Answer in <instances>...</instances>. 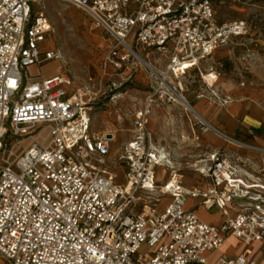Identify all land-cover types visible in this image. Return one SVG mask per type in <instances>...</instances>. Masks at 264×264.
Here are the masks:
<instances>
[{
  "label": "built area",
  "instance_id": "built-area-1",
  "mask_svg": "<svg viewBox=\"0 0 264 264\" xmlns=\"http://www.w3.org/2000/svg\"><path fill=\"white\" fill-rule=\"evenodd\" d=\"M36 1L0 0V257L9 264H211L208 254L229 237L264 242V182L248 158L211 150L192 165L201 184L188 186L177 170L166 177L168 153L149 128L160 103L191 105L172 78L244 36L247 22L220 23L223 0H68L111 40L103 74L150 69L133 137L112 154L115 136L91 132L92 77L77 87L62 67L48 77L30 73L63 59L59 47H46L54 28L34 11ZM143 53L165 61V70ZM139 192L157 197L141 208ZM190 200L214 207L223 222L204 221L187 208ZM256 255L247 247L215 264H257Z\"/></svg>",
  "mask_w": 264,
  "mask_h": 264
},
{
  "label": "rangeland",
  "instance_id": "rangeland-1",
  "mask_svg": "<svg viewBox=\"0 0 264 264\" xmlns=\"http://www.w3.org/2000/svg\"><path fill=\"white\" fill-rule=\"evenodd\" d=\"M216 10L220 23L244 20L248 24V32L244 36L232 38L218 48L211 58L202 61L181 78H172L175 83L181 84L183 96L198 109L206 122L208 107L214 104L224 105V99L230 97L223 95L224 92L232 93V98L237 99L234 95L237 88H264V0H223L217 3ZM34 11L44 12L49 18L54 28V38L46 47H59L63 59L51 61L40 68L31 67L30 73H41L43 77H48L62 67L71 73L77 87L84 85L92 77L94 82L90 90L94 101L89 111L91 132L112 133L115 139L111 145V153L117 154L124 143L133 137L135 112L142 106L150 89V69L145 65L138 66L137 69L126 71L121 77L112 72L103 74L101 62L111 40L102 28L95 26L86 12L68 0H37ZM142 55L151 66L160 71L165 70L166 62L159 60L157 55H150L149 58L144 53ZM202 72H215L219 80L214 86H210L202 78ZM149 128L153 131L156 144L168 153L173 169H167L166 177L177 170L184 175L183 180L187 184L200 185L201 179H197L192 165L197 160L205 159L211 150L208 138L210 131L206 123H200L181 102L173 104L165 101L154 107ZM250 161L249 169L255 168V173L261 174L259 172L263 169L258 165L253 167V162H256L253 159ZM111 165L121 178L122 166L118 163ZM158 171L163 173L160 169ZM137 197L141 199L139 203L142 208L146 201L157 195L139 192ZM167 203V199L162 198L159 209ZM202 215L207 219L211 218L204 211ZM247 247L256 254L264 253V242L247 246L231 237L222 253L234 257ZM148 249L144 245L141 252H148ZM4 264L8 262L5 261Z\"/></svg>",
  "mask_w": 264,
  "mask_h": 264
},
{
  "label": "crops",
  "instance_id": "crops-1",
  "mask_svg": "<svg viewBox=\"0 0 264 264\" xmlns=\"http://www.w3.org/2000/svg\"><path fill=\"white\" fill-rule=\"evenodd\" d=\"M223 95L230 96L232 101L224 105L214 104L207 109L206 119L210 126L208 127L210 131L208 138L211 150L224 149L232 154L240 153L249 161L253 159L256 162V164L253 162V167L258 165L260 169H263L259 172L261 174L255 173V175L259 176V179L264 182V88L251 86L237 88L234 92L237 99L232 98V93L224 92ZM251 172H255V168ZM192 182L194 183V180ZM185 184L188 186L193 185L186 182ZM195 204V201L190 200L187 203V208L194 209L196 214L204 221L216 225L223 222L221 214L216 212L214 207L211 208L212 212H210L206 206L195 207ZM202 211L211 218H205ZM223 247L214 253L208 254L211 264H215L220 256L227 255L222 253ZM244 251L245 248L240 254ZM263 254L260 252L256 255L257 264H263ZM5 261L4 258L0 257V264H4Z\"/></svg>",
  "mask_w": 264,
  "mask_h": 264
},
{
  "label": "bare ground",
  "instance_id": "bare-ground-1",
  "mask_svg": "<svg viewBox=\"0 0 264 264\" xmlns=\"http://www.w3.org/2000/svg\"><path fill=\"white\" fill-rule=\"evenodd\" d=\"M193 68L194 67H192V69ZM201 75H202V78L206 82H208V84L210 86H214V84L219 80V76L215 72H206V73L202 72ZM182 76L183 75H179L177 78L179 79ZM180 102L184 106V108L187 111H190L200 123H202V124H205L206 123L207 127H210L209 124L204 119V117L199 113V111H198V109L196 107H193V106L187 104L184 100H180Z\"/></svg>",
  "mask_w": 264,
  "mask_h": 264
}]
</instances>
